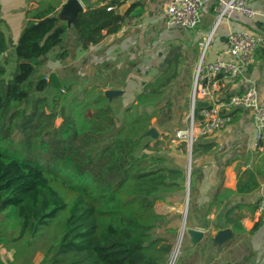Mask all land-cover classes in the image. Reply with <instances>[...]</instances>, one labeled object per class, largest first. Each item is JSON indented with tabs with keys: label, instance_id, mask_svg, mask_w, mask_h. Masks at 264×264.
I'll return each instance as SVG.
<instances>
[{
	"label": "trees",
	"instance_id": "obj_1",
	"mask_svg": "<svg viewBox=\"0 0 264 264\" xmlns=\"http://www.w3.org/2000/svg\"><path fill=\"white\" fill-rule=\"evenodd\" d=\"M122 4L113 0L109 12L104 5L75 15L71 27L83 49L119 33L143 12L134 2L119 14ZM66 31L54 7L47 8L20 32L9 78L0 65V247L5 250L0 264H34L38 253L37 264H166L171 245L154 236L166 220L154 206L165 194L183 190L177 181L184 173L160 154L161 141L150 144L146 132L155 112L145 108L174 78L170 71L179 53L119 111L100 87L70 94L69 87L54 89L40 73ZM7 53L0 30V56L7 60ZM67 55L61 51L55 58ZM202 109L194 106V120ZM231 115L233 123L239 111ZM197 143L192 154L211 150V144ZM195 180L193 170L190 190ZM255 180L251 170L241 172L236 194L250 193ZM256 205L210 203L217 211L210 227L242 233L240 209L253 214ZM261 225L258 220L250 232Z\"/></svg>",
	"mask_w": 264,
	"mask_h": 264
},
{
	"label": "crops",
	"instance_id": "obj_2",
	"mask_svg": "<svg viewBox=\"0 0 264 264\" xmlns=\"http://www.w3.org/2000/svg\"><path fill=\"white\" fill-rule=\"evenodd\" d=\"M66 1L0 0V30L7 40L14 41L18 39L17 37H19L18 35L26 23L35 19L50 7H54L56 17L66 23L67 31L64 35V43L47 55L46 61L40 69V73L45 77L54 73L61 85L67 84L70 78L69 70L65 71L66 67L69 68L71 65L75 68L80 59L83 66L82 72L80 70L81 77L84 80L93 79L94 77L97 80L100 78L98 81H104L106 78H101L98 74L93 73L95 72V65L112 57L115 50L122 56H124L125 51H128L130 53L128 54L129 58L132 61L131 54L133 50L139 45L141 47L140 36L144 26L153 25L157 27L159 25L162 27L164 25L163 4L167 0H119L128 7L131 3H140L143 8L142 14L131 21L133 27L124 25L119 33L105 36L97 45L86 49L81 47V43L71 27L72 20L68 11L63 10ZM111 1L113 0H77L82 11H86L88 7L97 8L104 5L107 7V4ZM244 1L259 15L253 19H246L236 13L223 16L213 34L207 55L208 60L222 57V49L226 44L227 35L231 31L247 30L254 34L264 33V18L261 15L264 9V0ZM220 9L221 4L219 2H212L202 10V17L200 16V20L203 22L202 25L207 21L209 22L206 28L202 27V36L211 30ZM167 29L171 30L169 33L171 36L175 35L174 32L180 31L174 26ZM61 51H67L68 55L63 59L56 60L55 55ZM155 72H157V68L152 70V73ZM92 84L96 85L97 83L92 82ZM100 87H102V90L106 88V86ZM250 87L256 89L259 102L264 105V49H260L256 53L254 63L246 69L242 76L233 81H220L218 89L214 92V97L217 101H221L232 94L242 93ZM196 140L195 143L211 144L212 147L210 151H197L194 153L193 169L196 172V180L194 187L190 190L191 199L188 198L189 217L204 215L209 218V226H207V229L193 226V224L190 225L189 222L186 224V216L183 221H185V228L197 229L203 232L207 230V233H210L211 240L208 242V234L204 232L202 240L196 246L204 243V246L207 245L208 247L206 246L202 254L186 256L185 262L194 264L197 260L198 264H264V225H261L253 233L250 232L258 221L255 211L252 214L245 206L241 207L240 213L244 215L242 220L243 232L235 234L229 227L225 228L232 232V237L220 247L214 246L213 238L217 232L210 227L217 214L215 207H209L210 203H215L220 207L226 204L248 205L257 203L261 197H264V142L254 140L251 113L249 111H239V118L230 126L207 136L198 137ZM174 143L175 141L171 139L168 145L169 150L174 155L183 156L187 153L188 149L186 150L184 145L176 142L175 144H180L177 147V145L173 146ZM190 152H192V147ZM246 169L251 170L256 175V180L250 193L237 195L236 183L238 176ZM188 200L185 202V210H187ZM178 234L179 226L171 229L162 228L158 236L165 239L172 247ZM182 244L184 247H191L188 236L185 235ZM0 249L3 252L4 249L1 247ZM33 262L37 264L39 261L35 262L33 259Z\"/></svg>",
	"mask_w": 264,
	"mask_h": 264
},
{
	"label": "rangeland",
	"instance_id": "obj_3",
	"mask_svg": "<svg viewBox=\"0 0 264 264\" xmlns=\"http://www.w3.org/2000/svg\"><path fill=\"white\" fill-rule=\"evenodd\" d=\"M163 22L164 25L162 27L159 25H157V27L153 25L144 26L143 32L140 36L141 47L139 45V47L133 50L131 54L133 57L132 61L129 58L128 54L130 53L128 51H125V53H123L124 56H122V54L116 52L114 49L115 51L112 53V57L95 65V72L93 73H95V75L98 74L101 78L105 77L106 79L104 81H98L100 78L97 80L95 77H92L93 79L88 78V80H84V78L81 77V69L83 66L80 59L75 68L71 65L69 68L66 67L65 71L69 70L68 74L70 75V78L68 79L67 84L60 85L63 89L69 87L70 94H76L81 89L89 86H106V88L102 90L103 93L107 90L121 91L122 93L120 95L110 98L111 101L115 103L116 109L121 111L123 108L132 104V100L141 91L143 84L155 80V78L164 71L166 65L173 58V56L175 54L178 55L179 53L175 70L170 71V73L174 72V78L166 87L161 88V95L159 99L156 100L154 104L146 106L145 108L148 111L155 112L154 117L148 124L146 133L153 131L156 134V137H150L148 135L151 140L150 144H152L155 140L161 141V145H159L160 154L165 155L168 158L170 166L181 168L183 170L184 177L188 176L189 198V194L191 192V172L194 170V154L188 150L185 155L176 156L169 150L168 145L170 140L175 138L179 131H185L189 124L194 71L198 58V43L202 37L203 22L200 20V23L193 31H176L173 36L169 34L171 30L167 29L170 27L167 19H164ZM131 25V22H127L125 24V26L133 27V25ZM16 41L17 39L14 41L11 39L8 40L7 60H4V58L0 56V65H4L7 69L6 78H9V75L12 73L14 68V63L12 62L14 59L13 46ZM156 68L157 72L152 73V70ZM92 82H96L98 85H101H94ZM53 94V91L49 92V99ZM59 122L60 119H57L55 124L58 125ZM175 143L173 146L177 145L178 147L180 145ZM186 198V189L183 186L182 191L167 193L164 195V199L162 201L155 204V210L161 215H164L166 221L161 228L154 231V236H158L161 233L162 228L171 229L172 227L178 228L179 226L180 232L184 216H186V224L189 222L190 225L193 224V226L199 228L209 226L208 217L204 215H193L190 218L189 215H187L189 200L187 210H185ZM204 232L208 234L209 242L211 240V237L209 236L210 233H207V230ZM183 239H185V234L181 238L182 243ZM206 246H204V243H201L197 246L195 245L187 248L182 244L181 255L176 264H191V262H185L186 256L202 254L204 249H206ZM4 255V250L2 252L0 249V258H3ZM41 257L42 255L40 253L36 254L34 261H40ZM194 264H198L197 260Z\"/></svg>",
	"mask_w": 264,
	"mask_h": 264
},
{
	"label": "built area",
	"instance_id": "obj_4",
	"mask_svg": "<svg viewBox=\"0 0 264 264\" xmlns=\"http://www.w3.org/2000/svg\"><path fill=\"white\" fill-rule=\"evenodd\" d=\"M212 2H219L221 9L216 15L211 30L205 33L198 43L189 124L185 131H179L172 139L175 142H181L180 144L184 145L189 152L196 138L230 126L233 111H249L254 140L264 142V105L259 102L254 87L242 93L232 94L227 100L217 101L214 97L220 81L235 80L254 63L256 53L264 49V33L254 34L247 30L231 31L222 49V57L211 61L207 59L213 34L223 16L236 13L246 19H253L259 13L248 6L244 0H167L163 4V14L168 25L180 31L189 32L198 26L202 10ZM105 10L109 12L111 7L107 6ZM261 15L264 18V9ZM198 101L206 103V106L199 114L200 119L194 120L193 110ZM255 213L264 225V197L257 202ZM183 223L185 225V221ZM181 238L179 232L177 240L170 249L166 264H176L179 259L182 247Z\"/></svg>",
	"mask_w": 264,
	"mask_h": 264
},
{
	"label": "water",
	"instance_id": "obj_5",
	"mask_svg": "<svg viewBox=\"0 0 264 264\" xmlns=\"http://www.w3.org/2000/svg\"><path fill=\"white\" fill-rule=\"evenodd\" d=\"M127 7L128 6L126 4L121 5L118 8V13L123 14V12L127 9ZM63 10L68 11V13L70 15V19L73 21V18L75 17V15L78 12L82 11V8L79 5V3L77 2V0H67L65 5L63 6ZM48 81L53 88H55V89L61 88L60 82L54 73H51L48 76ZM121 93H122L121 91L107 90L103 94L105 96L111 98V97L120 95ZM196 106L204 108L206 106V103H202V102L198 101V102H196ZM146 134H148L150 137H156V134L153 131H149ZM187 177L184 180H178L177 181V184L184 186L186 189V196H187L186 202L188 200V192H189ZM184 234L186 236H188L189 245L191 247H193L202 240L204 232L201 230H197V229L185 228L184 223H183L182 227L180 229V236H183ZM231 237H232V232L229 229L220 230L214 235L213 244L216 247H220L222 244H224L226 241H228ZM167 249H169V246L167 247Z\"/></svg>",
	"mask_w": 264,
	"mask_h": 264
},
{
	"label": "bare ground",
	"instance_id": "obj_6",
	"mask_svg": "<svg viewBox=\"0 0 264 264\" xmlns=\"http://www.w3.org/2000/svg\"><path fill=\"white\" fill-rule=\"evenodd\" d=\"M179 143H181V142H179Z\"/></svg>",
	"mask_w": 264,
	"mask_h": 264
}]
</instances>
